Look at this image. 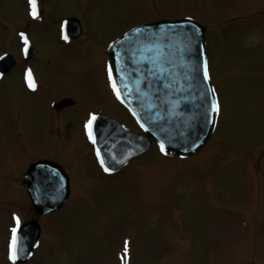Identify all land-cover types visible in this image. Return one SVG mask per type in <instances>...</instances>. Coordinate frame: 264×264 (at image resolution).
<instances>
[{
    "label": "rangeland",
    "instance_id": "obj_1",
    "mask_svg": "<svg viewBox=\"0 0 264 264\" xmlns=\"http://www.w3.org/2000/svg\"><path fill=\"white\" fill-rule=\"evenodd\" d=\"M41 4L48 15L29 28L40 96L21 90L17 69L0 80V264L12 263L13 215L19 221L32 215L27 206L23 215L17 209L25 196L15 178L24 162L37 158L60 162L70 195L61 209L36 217L39 244L23 264H264V0ZM22 8L20 0H0V52L16 54L12 37ZM61 17L85 25L84 50L54 40V20ZM183 17L207 28L208 70L219 104L214 133L188 158H166L154 145L105 174L84 127L89 114H110L130 129L135 122L100 85L99 74L92 86L91 73L72 70V59L95 54L100 67L109 42L130 28ZM66 96L76 105L51 108V99Z\"/></svg>",
    "mask_w": 264,
    "mask_h": 264
},
{
    "label": "water",
    "instance_id": "obj_2",
    "mask_svg": "<svg viewBox=\"0 0 264 264\" xmlns=\"http://www.w3.org/2000/svg\"><path fill=\"white\" fill-rule=\"evenodd\" d=\"M204 32L190 18L165 19L137 26L110 45L109 67L119 99L146 133H132L107 115L96 116L90 129L95 142L91 141L103 169L122 168L149 148L151 137L164 145L163 153L168 156H188L206 143L217 112H211V104L216 102L212 86L203 79ZM160 67L165 69L164 76L159 75ZM45 163L32 164L26 172L28 192L38 214L61 207L69 193L62 168ZM42 165H47L46 177L41 176ZM35 175L36 184L32 182ZM38 236L34 221L16 231V262L28 259Z\"/></svg>",
    "mask_w": 264,
    "mask_h": 264
},
{
    "label": "flooded vegetation",
    "instance_id": "obj_3",
    "mask_svg": "<svg viewBox=\"0 0 264 264\" xmlns=\"http://www.w3.org/2000/svg\"><path fill=\"white\" fill-rule=\"evenodd\" d=\"M47 8H37L36 10V16L33 17L32 15H30V17L27 18L26 17V21H29L28 25H23L22 27H20V30L25 31L27 39L29 40L30 44L33 46V50L31 53V56L29 58H25L21 48H22V44L20 43V41H18L17 46H16V54H14L15 56V65L13 68L18 70V83L19 86L21 88V90H24L25 92L31 93V94H36L37 97H39L40 92L42 90V77H40L39 72L35 69V67L33 66V59H35L37 57V49L33 44L32 38L30 36V32H29V28L32 25H37L38 22L43 21L45 19V17L48 15V12L50 9L46 10ZM64 17L58 18L56 20H54V25H55V30H54V40L59 42L60 44L63 45H76V47L80 50H84V43H85V37L87 36V31H86V27L85 25L82 24V31L81 33L77 36V37H72L70 39H65L62 36L61 33V22L62 19ZM100 56L97 59V55L93 54L89 57L83 58L81 60H78L75 56V58H73V64H72V70H75L76 72H80V73H84L85 71L90 72L91 73V77H89L90 80V84L93 86L95 84V81L97 78V74H99L100 77V85L103 84L104 89H107V83H106V79L104 78L103 74H102V67H101V63H100V67L98 66V61L100 60ZM78 60V61H77ZM80 61V62H79ZM91 66H95L97 67V69H95V67H93V70L90 69ZM99 68V69H98ZM100 70V72H99ZM29 75V81L26 82L25 80V76ZM82 75V74H81ZM83 76V75H82ZM84 79V77H82ZM31 85H34L32 87H30ZM108 90V89H107ZM77 103L76 99L74 97L71 96H66L65 98H62L60 100H56L55 98L50 100V105L51 108H55L59 111L67 109L69 107H73L75 106ZM38 159H45V158H37L32 160L31 162H24L26 165L23 167V169L21 170V173L18 179L15 178V182L13 179V182L15 184V186L17 188H21L23 190V194L25 196L24 198V202L22 204V206H20L19 208L17 207L18 211L22 214H24V207L27 206V211L29 213L32 214L31 208H30V202L28 200V196L26 195V185L24 183V178H23V174L26 171L28 165ZM25 188V190L23 189ZM29 219L31 218V215L29 214ZM28 220V219H26Z\"/></svg>",
    "mask_w": 264,
    "mask_h": 264
},
{
    "label": "snow or ice",
    "instance_id": "obj_4",
    "mask_svg": "<svg viewBox=\"0 0 264 264\" xmlns=\"http://www.w3.org/2000/svg\"><path fill=\"white\" fill-rule=\"evenodd\" d=\"M28 2H29V4L32 6V9H33V10L30 12V15H32L33 17H35V16H36V11H35V0H28ZM136 31L139 32L140 30L137 29ZM20 35H21V38L24 39L25 48H27V43H28V42H27V40L24 38V34L21 33ZM65 39H67V37H65ZM201 56H203V51H201ZM202 69H203V79H204L205 81H208L210 77H209V70H208V65H207V61H206V60H204V62H203V64H202ZM152 74H153V75H156V73H152ZM164 74H165V69H164L163 67H160V68H159V75H160V76H164ZM108 76H109V80H111V79H112V71H111V68H109ZM32 86H34V85H31V84H30V87H32ZM112 87H113V91H116V85H115L114 83H113ZM165 87H167V86H165ZM120 95H121V94H120L119 92H117V99L120 98ZM218 110H219V105H218V103H216L215 101H213L212 104H211V112H212V114H215ZM94 119H95V115H94V114H90V119L85 123V126H84L86 132L88 133V139H89V140H92L93 143H94L95 141L93 140V137H92V134H91L90 125H91L92 120H94ZM209 122H211V121H209ZM141 127H143V125H141ZM160 151H161V152H164V145H163L162 143H161V145H160ZM99 155H100V154H99V152L97 151V158H99ZM101 166L103 167V161H101ZM104 171H105V172H110L111 169L105 167V168H104ZM13 219H14L15 222H16V227H13V228L11 229V232H12V234H13V237H12V239H13V243L9 245V257H8V258H9L10 260H15V259H16V254H15V251H14V242H15V234H16V231H17V227H18L19 224H20L19 218L16 217L15 214L13 215ZM124 244H125L124 252H125V256H126V255H127V251H128V248H127L128 241H125Z\"/></svg>",
    "mask_w": 264,
    "mask_h": 264
}]
</instances>
